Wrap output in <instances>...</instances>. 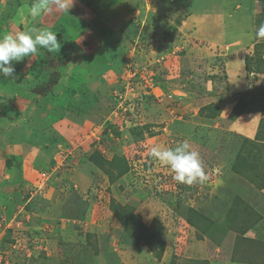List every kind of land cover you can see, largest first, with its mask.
Segmentation results:
<instances>
[{"label":"rangeland","instance_id":"1","mask_svg":"<svg viewBox=\"0 0 264 264\" xmlns=\"http://www.w3.org/2000/svg\"><path fill=\"white\" fill-rule=\"evenodd\" d=\"M31 2L0 0V34L35 25L60 48L0 77L3 259L264 264V0H73L39 19ZM183 141L203 184L148 155Z\"/></svg>","mask_w":264,"mask_h":264},{"label":"clouds","instance_id":"2","mask_svg":"<svg viewBox=\"0 0 264 264\" xmlns=\"http://www.w3.org/2000/svg\"><path fill=\"white\" fill-rule=\"evenodd\" d=\"M73 0H32L28 7V13L35 19L41 18L45 13L54 11L68 12ZM256 36L264 38V24L256 31ZM60 43L56 32L33 25L25 31L6 32L0 34V77L15 80L13 62H19L26 56L37 54L39 49H45L49 53L57 52ZM148 155L169 167L174 173V180L178 183L192 185L203 184L208 176L198 151L194 150L188 141H183L175 147L153 146ZM12 229L10 227H3Z\"/></svg>","mask_w":264,"mask_h":264},{"label":"crops","instance_id":"3","mask_svg":"<svg viewBox=\"0 0 264 264\" xmlns=\"http://www.w3.org/2000/svg\"><path fill=\"white\" fill-rule=\"evenodd\" d=\"M223 10L226 11V9H223ZM229 16H231V14H229ZM236 20H237V23H236L237 26H236V27H238V26L242 25L246 19H245L244 17L241 16V17H237ZM248 21H249V20H248ZM248 21H247V22H248ZM249 175H250V171L247 170V171H246V177L249 176ZM246 190H247V188H246ZM260 193H263V194H264V188H261V189H260ZM251 233H252V232H251ZM251 233H250V236H251V238H252L253 234H251ZM245 236H246V235H245ZM244 247H245V246H244ZM253 252H254V251H253ZM217 261H218V260H216V259L213 260V261H212V260H209L210 264H218V263L223 264V263H221L220 261H218V262H217ZM240 264H244V263H240Z\"/></svg>","mask_w":264,"mask_h":264},{"label":"built area","instance_id":"4","mask_svg":"<svg viewBox=\"0 0 264 264\" xmlns=\"http://www.w3.org/2000/svg\"><path fill=\"white\" fill-rule=\"evenodd\" d=\"M1 221H3V220H1ZM3 254L0 252V264H9V262H7V261H5L4 259H3Z\"/></svg>","mask_w":264,"mask_h":264}]
</instances>
